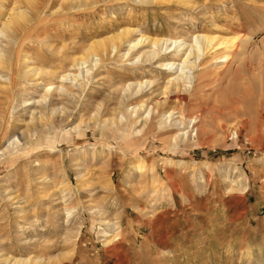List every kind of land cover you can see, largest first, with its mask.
Here are the masks:
<instances>
[{"label": "rangeland", "instance_id": "374dc122", "mask_svg": "<svg viewBox=\"0 0 264 264\" xmlns=\"http://www.w3.org/2000/svg\"><path fill=\"white\" fill-rule=\"evenodd\" d=\"M37 3L12 39L0 36L10 59L0 68L9 77L0 78V150L19 140L0 154L1 264H264V0ZM0 6L26 9L24 0ZM126 26L173 40L232 35L239 47L247 38L228 63L205 56L201 85L172 96L175 110L197 114L202 127L170 140L178 129L161 118L174 103H154L170 76L161 63L178 56L163 49L140 61L137 48L121 58L125 44L79 88L64 82L70 95L52 92L56 112L25 106L43 96L42 83L78 72L71 60L93 40ZM129 79L151 83L127 95ZM134 103L153 106L145 120L146 110L130 116Z\"/></svg>", "mask_w": 264, "mask_h": 264}, {"label": "bare ground", "instance_id": "6f19581e", "mask_svg": "<svg viewBox=\"0 0 264 264\" xmlns=\"http://www.w3.org/2000/svg\"><path fill=\"white\" fill-rule=\"evenodd\" d=\"M60 1L61 3H63L62 5H65V6L69 5L71 8H73L74 6L88 5L97 0H60ZM138 1H153V0H138ZM24 2L26 3V6H25L26 9L24 8L23 10H20V9L17 10L15 8L4 10L0 6V36L3 39L4 38L5 39L8 38L7 40L12 39L10 35L13 33L15 34V32L20 31V29L24 27L26 20H29V18L32 15V13H30L31 9L29 8V6L35 5L37 2H39V0H24ZM60 5L61 4H59V6ZM58 8H56V11ZM54 10H52V12ZM10 31L12 33L8 36V32ZM137 35L138 33L135 35L134 29L126 26V28H122L121 30L119 29V31H116L114 32V34L109 35V37H107L106 39L93 40L87 47H85L86 49H84L85 50L84 53L74 56L71 60V63H72L71 68H77L78 72L73 73L69 70L60 72L59 75H57L55 79L57 80L55 83L50 82L46 84L44 83L41 84L42 85L41 90L42 91L44 90V91H43V96H41L40 99L38 100H35V99L28 100L27 99L23 103L25 104V106L28 104L37 103L38 105L40 104L42 108L47 109L46 111L50 110L51 112H56L57 110H59V107L52 106V102H53L51 99L52 92H57L59 93V95L60 94L70 95L71 93L69 91V87L65 86L64 82L70 83L71 86L74 88L76 87L79 88L82 83V81H80L79 79H86V77L91 74L90 72L91 69L93 67L100 65L104 57H107L109 55L110 50H113V52L115 53H118V52L121 53L120 50L123 47V44H125L126 45L125 48L126 47L127 48H126V51L120 54V57L127 58L128 55L130 56L132 52L136 50L137 48H143V50L140 51V53H138V55H136V57L134 58L136 60L139 59L140 61L153 60L154 58H156L157 55L161 53V50L163 49L169 50L168 52L174 51L176 55L178 56L179 61L176 62L173 60L172 61L164 60L161 63V66H162L161 69H164L167 72H169L170 76L168 77L163 87H161V90L159 92L160 95H162V98L155 101L154 106L155 107L157 106L156 108H158L159 106L161 107L162 104L166 102L174 103L172 107H170L167 111H165L162 114L161 121L163 125L167 122L169 123L171 122V125L174 126V128L178 129V131L175 132L171 136L170 138L171 141L175 142L177 139L178 140L185 139L187 137L188 128L195 127L196 125H199L202 127L204 125V119L198 116L197 114L195 116H190V117L181 115L179 111L175 110L177 108V103H176V99L174 100L172 96L175 95V93L179 90L178 87L181 88V91L188 92V93L191 90L195 89L196 83L199 79L196 71H197V68H200L199 66L201 64V61L202 59H204L205 56L212 54V56L216 58L217 60L222 59L220 60L221 62L228 63L229 58L231 59L230 52L236 49L237 51L243 49L241 47L244 44H246L245 41L247 38L244 40H240L241 44L243 45L239 47V43L235 42L237 37L231 35L227 38L219 33L218 34H212V33L208 34V33L201 32V31L200 32L195 31L194 34L191 33L189 41H187L184 38L177 39V40L174 38L173 40L171 38L163 37V36L154 37V36H151L145 33L139 34L138 36ZM239 39H242V38L240 37ZM220 47H225L228 52H222L220 55L217 54V56H215V52H217L218 51L217 49L218 48L220 49ZM9 62H10V59L9 57H7L6 50L0 47V68H5L6 64H10ZM27 70L29 74L33 76H37L39 74L38 69L33 66L32 67L29 66ZM4 77L5 75L3 76L0 74V78H3L5 81L8 82L9 77L8 78H4ZM150 83L151 81L148 79H144V80H130L129 79L127 84L125 85V88L123 87L124 88L123 92L127 95L133 94L134 96H137V94H140L143 91L144 87L146 85H149ZM199 83H197V85H201ZM151 108H153V106ZM151 108L146 107L144 103H134V105H132L131 107L130 116L133 115V116H136V118H139L141 113L146 110L147 112L146 115L140 118V120H145V117L150 114L149 111L151 110ZM41 112L39 110L36 111V113H38L37 114L38 118L43 119L45 115L42 114ZM122 119H124L123 114L119 116L118 120L122 121ZM109 121L110 120L105 119L104 123L108 124ZM113 123L114 122L112 121V124ZM75 128H76L75 126L72 127L73 130ZM136 132L137 133L140 132V129L136 130ZM14 141L16 142L19 141L18 137H14V140H10L7 146L0 150V154H5L8 151L7 147L9 148L10 145L12 146ZM50 148L52 150L55 149L53 147H50ZM142 168L143 167L138 166L136 167V170L140 172ZM66 213L67 215H69L70 211H67ZM102 232L105 238H109L112 236L113 238H115V235H113L110 232H107L104 230ZM7 260H8V257L0 258V264L4 263ZM32 260H33V263L37 262L36 258H33Z\"/></svg>", "mask_w": 264, "mask_h": 264}]
</instances>
